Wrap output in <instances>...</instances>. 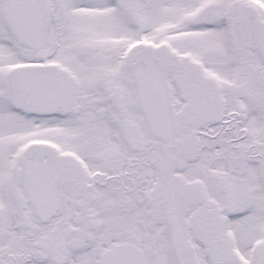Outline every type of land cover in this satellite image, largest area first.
Masks as SVG:
<instances>
[{
	"label": "snow or ice",
	"instance_id": "6c2138e0",
	"mask_svg": "<svg viewBox=\"0 0 264 264\" xmlns=\"http://www.w3.org/2000/svg\"><path fill=\"white\" fill-rule=\"evenodd\" d=\"M0 264H264V0H0Z\"/></svg>",
	"mask_w": 264,
	"mask_h": 264
}]
</instances>
